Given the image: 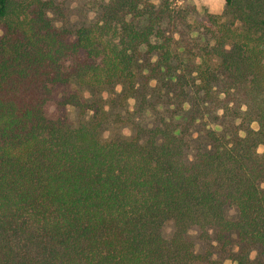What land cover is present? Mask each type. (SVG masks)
<instances>
[{"label":"trees","instance_id":"1","mask_svg":"<svg viewBox=\"0 0 264 264\" xmlns=\"http://www.w3.org/2000/svg\"><path fill=\"white\" fill-rule=\"evenodd\" d=\"M224 3L105 0L68 43L53 0H0V264L264 255V0ZM71 83L109 100L65 94L77 122L47 118Z\"/></svg>","mask_w":264,"mask_h":264},{"label":"rangeland","instance_id":"2","mask_svg":"<svg viewBox=\"0 0 264 264\" xmlns=\"http://www.w3.org/2000/svg\"><path fill=\"white\" fill-rule=\"evenodd\" d=\"M55 9H48L46 16L56 30L64 31L68 36L67 42L70 43L74 39L75 32L81 28L94 27L101 22V12L105 0H53ZM150 3L158 4L161 0H147ZM177 4H187L196 9L198 13H208L211 15H220L224 10V0H170ZM116 91H120V87L117 86ZM77 93L81 97H93L98 96L106 100L110 96L109 90L97 89L92 90L86 87L78 86L71 83L68 85H60L54 89L53 99L45 107V115L49 119H56L64 117L70 124H75L79 118V114L73 109L58 108V101L65 94ZM263 149L259 148L258 152L262 153ZM229 218H235V211L230 209L226 212ZM170 228L167 227L164 230V235L168 236ZM190 239L194 244V250L198 253H204L206 251L216 254V250L213 251L214 242L210 238L208 241L199 236L197 232L190 233ZM210 245H212L210 247ZM210 247V248H209ZM244 247L238 245L235 240L232 242V249L242 250ZM247 253L248 259L251 264H264V255H262L256 247L248 246L244 248ZM216 252V253H215Z\"/></svg>","mask_w":264,"mask_h":264}]
</instances>
